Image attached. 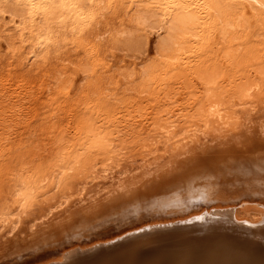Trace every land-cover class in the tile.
Here are the masks:
<instances>
[{"label":"rangeland","instance_id":"obj_1","mask_svg":"<svg viewBox=\"0 0 264 264\" xmlns=\"http://www.w3.org/2000/svg\"><path fill=\"white\" fill-rule=\"evenodd\" d=\"M93 1L88 10L90 20L80 33L66 37V30H59L57 44L28 62L12 39L16 37L12 34L15 24H7L8 16L0 21V212L13 208L12 186L16 182L29 181L40 194L29 203L18 224L0 229V264L58 262L61 255H72V249L86 250L142 228L137 232L190 223L214 227L218 218L205 223L201 217L220 207L242 209L247 203L245 206L264 215L262 12L248 6L228 7L223 18L238 26L228 29L225 40L216 34L215 19L211 18L191 51L187 49L185 56L171 61L156 51L159 37L154 34V18L145 0L138 1L129 15H125L128 0H113L112 4ZM233 36L231 64L212 65L215 56L225 50L227 38ZM9 40L16 42L14 47ZM11 48L17 51L15 55L10 54ZM90 50L93 57L88 55ZM162 60L169 62L162 65ZM194 62L195 70L211 71L215 76L214 97L223 101L222 111L229 118V132L224 136L216 131L211 117L204 123L200 108L201 116L196 115V106L185 110L195 125L177 133L185 125L180 118L182 109L200 95V90L193 92L188 87L187 74L193 75L195 70L189 69ZM150 63L154 65L152 73ZM254 80L259 82V89L244 96L238 92L240 85H250ZM78 121L82 135L89 136L85 132L90 129V135L101 137L102 147L94 146L78 155L71 169L57 175L60 183L53 188L51 168L67 160L73 146L83 142L73 139ZM152 121L166 128L172 125L168 130L174 138L167 145L158 125L150 131ZM184 137L193 140L174 153L170 166L145 177L142 184L127 182L151 159L167 156L173 143ZM154 233L138 234L132 241L113 246L114 251L112 247L105 255L93 252L92 257L80 262L109 264L108 257L112 256L123 264L135 253L136 258L141 257L152 247L149 242ZM76 260L74 264H81Z\"/></svg>","mask_w":264,"mask_h":264},{"label":"bare ground","instance_id":"obj_2","mask_svg":"<svg viewBox=\"0 0 264 264\" xmlns=\"http://www.w3.org/2000/svg\"><path fill=\"white\" fill-rule=\"evenodd\" d=\"M108 1H109V4H112L113 0H108ZM138 1L140 3L143 2V0H128L126 2L125 15H129L131 12L134 11V7L138 5L137 4ZM93 3H94L93 0H0V21L3 22V19L6 16H8L10 20L9 22L7 21V24L9 23L10 25L11 22L15 24V27L11 25L15 29V31H13L14 29L11 27L13 29L12 31L16 32V33L12 32V34L14 35L16 34L15 35L16 37L14 38L13 36L12 39H16V42H17L16 45H18L17 50H19L20 52H22V54H24L23 55L24 58L22 59L28 62L32 58L34 59L35 57L42 56L44 53L49 51L50 48H53L57 44L58 42L57 32L59 30H66V33H65L66 37H68L69 35H76L80 33L82 31V28L90 20V15L88 13V10L90 6L92 7ZM145 6L150 10L151 17L154 18V24H155L153 26L155 29L154 34L155 36L159 37L156 51L158 55L161 56L163 59L171 60V61L175 60L176 58L181 57L182 54L184 55V53H186L187 49L190 50V48H192V46L195 45L194 43L197 40H199V38L201 37L200 30L205 24L210 23L209 20L211 18L215 19V25L213 26V28H215L216 34L219 36L221 40H225L224 38H225V35L228 29L230 27L238 26V24L233 23L232 20L223 18L224 13L228 7L241 8V7L248 6L254 12H257V13L262 12L263 14L262 16L264 19V0H145ZM15 21L17 23H15ZM240 27L242 26L240 25ZM9 32L10 31L7 30L6 33L8 34ZM148 33H150V31ZM10 34L6 36L4 34L3 36L9 37ZM5 37H3V39ZM233 37H230L229 39L227 38V42L225 43L226 45L224 44L225 50L223 51L221 55L215 56L212 65H216L217 63H220L222 65L224 63L231 64L232 62L231 54L233 51H231L230 54H229V51L233 50V46L235 44L234 43L235 36ZM5 39L8 40L7 38ZM9 41H12V40H9ZM16 42L12 41L11 45L13 46L11 47H14V44ZM8 43H9L8 46H10V42ZM239 46L240 45L237 43L236 48L238 49ZM14 50H12L11 48L10 54L15 52L13 53V55H15L17 51L16 50L14 51ZM89 52L90 53L89 54L87 53V54L90 57H93L95 55L94 53H92V50H90ZM13 55L11 56L13 57ZM168 62L169 61L164 63L163 61V64H162L160 61L162 65H165ZM195 63L196 62L193 63V66L190 67L189 70L191 69H193V71L195 70L193 68ZM151 64L153 63L147 64V65L149 66ZM149 67H153V68L151 69L146 68V66L144 68L150 69L152 73V70H154V65L149 66ZM145 69L143 73L145 72ZM209 73L208 71L201 72L200 70H195L193 72V75H191L190 73L187 74L188 79H189V83H188L189 89L193 92H196V91L198 92L200 90L199 92L200 95L197 96L196 99L194 98V100L191 102L192 104L189 103V105H187L186 107L182 109L184 113H182L183 115H180V118L182 122L185 123V125L183 126L181 131L177 132L178 134H183L184 131H186L189 127H193V125H195V124H191L190 119H187V115H189V112L187 113L185 112V110L187 107L189 108V106L190 108L191 107L193 108V106L197 107L196 115L197 114L200 115L198 111L199 108L202 110L203 113H201V115L204 116V119H205V120L203 119V121H205L204 123L207 122L206 120H208V117H211L213 120H215L216 126L214 127L216 128V131L219 132L221 135L223 134L224 136V133L229 132V128H230V127L228 128L229 118L227 117L228 115L226 113H223L222 107H221V104L223 101H221L220 99H215L214 97L215 94L213 92L212 85H213L215 76L213 78L211 71H209ZM146 76L148 75H145V77ZM259 85H260L259 82L254 80L250 85L249 84L246 86L240 85L238 88V92L241 95L243 93V96L248 95L250 93L249 92L250 90L252 92V90L259 89L260 88ZM239 96L240 95L238 94V97ZM182 104L183 103H181V105ZM201 105L203 108H201ZM224 112H225V109H224ZM72 116H74V114H72ZM150 126H151L150 131L152 130L155 131L157 127H160L159 133H161L163 137L162 140L165 143V145H167L166 142L168 140H171L172 137L174 138V136H172L173 134H171L172 133L171 130L170 131L168 130L169 127H171L172 125L171 126L169 125V127L166 128V126L160 125L157 122H153L150 124ZM74 129H75V135L73 139L76 140L80 138L81 141L83 142L82 144L77 145L78 146L77 149H76L77 146H73L74 144L71 145V147L72 146L75 147V149L71 151L72 153H70L71 156L67 157L66 158L67 160H63L64 162L62 163L54 164L53 165L54 168H51L52 172H49V174L52 175L53 173L52 176H53L54 181L51 180V182H53V185H54L53 188H57V186L55 187V184L60 183V181L58 180L59 179L58 177L60 176H57V175L63 173V171L65 172L66 170L71 169L72 168L71 163L72 161L74 162L77 161L76 158H78V155L80 156V154H83L85 150L89 151L90 148H94V146L98 148L102 147V145L99 144L100 142L102 144L101 137L99 136L94 137V134L93 136L90 135L91 134L90 129H88L85 132V134L87 133L89 134V136L82 135V132H80L81 124L79 123V121L77 122V125L74 126ZM188 131H190V129ZM185 139L186 137L181 139L180 141L181 144L180 142L178 144H175L177 143L175 141V143H173L172 145L174 146L172 150H170L167 156L166 155L162 156L163 157L162 159L161 157L154 159L153 157H155V155L153 154V157H152L153 160L151 159V162H149L148 165L145 163L147 167L144 168L143 170L141 169V172H139L136 175V177H132V179L127 182H129V184H132V183L138 184L141 182L142 184V180L145 177L154 176L160 171L170 166L174 161V160L172 161L174 153H176L178 150L181 152V150H184L185 148H187L189 142L193 140L190 138L188 140H185ZM163 148H165V146H163ZM73 154L74 156H72ZM160 154L161 153H159V155ZM108 158L109 157H106L107 160H110ZM104 159H103V162L106 161V160L104 161ZM78 161L80 160L78 159ZM72 164L74 165L75 163H72ZM54 172H56V174ZM100 172L104 174V168H102ZM41 184L42 183H39V185ZM12 187H13L12 197L13 195L15 197L14 206L10 211L0 212V229L4 228V225L6 224H10V223L18 224V221H20L19 219L21 218V215L22 214L24 215L27 209H29L28 208L29 203H31L33 199H35L37 196L40 195V194H37L38 191H36V189L33 188V186L29 183V181H20L18 183L16 182L13 184ZM134 187H137V186L134 185ZM48 190L50 191V189H47V191ZM44 193L46 192H43L41 194L44 195ZM245 204L247 205V203ZM244 206L242 207V209L238 208L237 206L236 207L238 209H236V207H227L224 209L220 207V208L213 209L210 213H204L203 214L204 216L201 217V219H203L205 223H210L214 221L216 218H218L217 222L214 223V227L203 228L201 223L200 224L199 223L184 224L185 225L184 227L180 228L179 230L177 229L176 231L177 234L174 235L175 238L172 237L175 240H173L172 242H165V243H160L157 245L150 242L149 244L153 247V249L150 250L151 253L149 251L148 254L144 256L143 258L139 257L140 255L138 256V258H136L134 255L137 253H135L133 256H131L130 254L131 257L128 259L126 258V260L123 261V264H264V215H262L263 213L261 212V210L259 211L256 208H248L247 206L245 207ZM263 209L264 208H262V210ZM217 215L219 216L221 215V216L219 217ZM192 220L193 218L191 220L189 219L184 222H188ZM148 227H150V225ZM142 229H138V230H142ZM138 230H133L129 233H126L123 236L117 237L114 240H111L103 244L94 245L90 248H87L86 250L79 249V248H75L74 250L72 249L71 250L73 251L72 255L71 253L69 254L65 253L64 255L60 256V261L52 262L49 264H59V263L74 264L75 259H78L80 257L79 254H82V256L84 257H87V256L92 257V253L96 252L98 249H101L99 250L98 253H100L101 255L103 254L105 255L106 252L109 253L111 251H114L115 247L113 246H115L116 243L125 242L129 240V238L133 237ZM131 239L129 241H132ZM140 240H143V239H140ZM144 240L146 241V239ZM144 242L141 241V243H144ZM134 244H136L137 246L138 242ZM142 247H143V244H142ZM110 248H112L111 251H109ZM201 253L203 255H200ZM116 256L119 257V255H116ZM99 257L100 256H98V258ZM123 257H126V254H124ZM117 259L118 258L112 257V256L108 257V260H109L108 263L109 264H120L122 260L121 262L119 261L116 262ZM82 260L84 259H82L81 257L78 259L79 262ZM80 263L82 264L83 262H80Z\"/></svg>","mask_w":264,"mask_h":264},{"label":"water","instance_id":"obj_3","mask_svg":"<svg viewBox=\"0 0 264 264\" xmlns=\"http://www.w3.org/2000/svg\"><path fill=\"white\" fill-rule=\"evenodd\" d=\"M185 225H177V226H173V225H170V226H163V227H159V228H156L155 231H150L152 230L153 228H149V229H146L144 231H140L139 233L135 234L134 236L138 235V234H144V233H147V232H155L153 235H155L151 240L150 242L151 243H154V244H160V243H165V242H172L174 239L172 237H174L175 234H177V229L179 230L180 228L184 227ZM174 227V228H172ZM152 234V233H151ZM133 236V237H134ZM131 237V238H133ZM129 238V240L131 239ZM128 241V240H127ZM127 241L125 242H119V243H116L115 246H118V245H121V244H124L126 243ZM149 242V243H150ZM155 247V246H154ZM158 247V246H157ZM153 249V247H150L146 250H144V253L142 254V258L144 256H146L148 254V252ZM99 250L101 249H98L96 252L98 253ZM151 253V251H150ZM100 254V253H99ZM82 259L84 258H87V257H84V256H80ZM79 257V258H80ZM78 258V259H79ZM77 259V261H78ZM76 260V259H75ZM64 264V263H63Z\"/></svg>","mask_w":264,"mask_h":264}]
</instances>
